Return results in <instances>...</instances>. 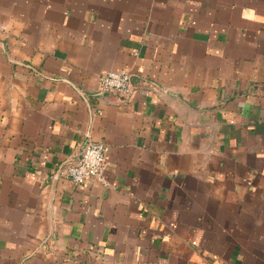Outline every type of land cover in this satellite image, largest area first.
Listing matches in <instances>:
<instances>
[{"label": "crops", "instance_id": "0c3cea01", "mask_svg": "<svg viewBox=\"0 0 264 264\" xmlns=\"http://www.w3.org/2000/svg\"><path fill=\"white\" fill-rule=\"evenodd\" d=\"M0 264H264V0H0Z\"/></svg>", "mask_w": 264, "mask_h": 264}, {"label": "built area", "instance_id": "2783aa9c", "mask_svg": "<svg viewBox=\"0 0 264 264\" xmlns=\"http://www.w3.org/2000/svg\"><path fill=\"white\" fill-rule=\"evenodd\" d=\"M99 80L100 90L104 92L111 91L126 96L133 89L132 77L125 69L108 71ZM109 150L108 144L89 139L74 159L58 168V174L80 185L91 179L104 181Z\"/></svg>", "mask_w": 264, "mask_h": 264}]
</instances>
